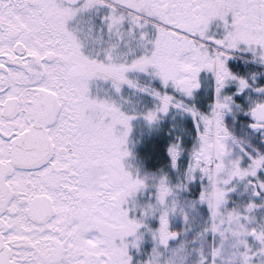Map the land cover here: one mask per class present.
Masks as SVG:
<instances>
[{"label":"snow or ice","instance_id":"snow-or-ice-1","mask_svg":"<svg viewBox=\"0 0 264 264\" xmlns=\"http://www.w3.org/2000/svg\"><path fill=\"white\" fill-rule=\"evenodd\" d=\"M0 264H264V0H0Z\"/></svg>","mask_w":264,"mask_h":264}]
</instances>
